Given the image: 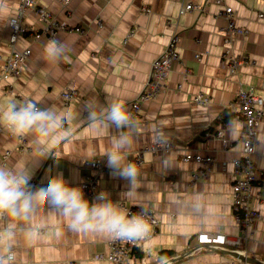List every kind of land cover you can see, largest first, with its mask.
<instances>
[{
	"label": "crops",
	"instance_id": "0c3cea01",
	"mask_svg": "<svg viewBox=\"0 0 264 264\" xmlns=\"http://www.w3.org/2000/svg\"><path fill=\"white\" fill-rule=\"evenodd\" d=\"M60 22L80 26L84 33L61 31L56 41L62 52L46 58L50 40L32 41L19 37L17 46H31L32 54L19 77L0 80V109L9 101L31 100L39 107L63 114L71 109V140L54 147L45 138L29 133L13 136L0 126V166L16 171H30L34 185L47 183L48 176L62 173L73 186H79L86 159L105 158L112 148L114 127L98 135L89 126L87 105L97 110L113 100H121L130 111L131 103L150 78L154 59L173 35L179 36L180 59L172 64L164 90L159 97L145 102L126 159L150 144L158 133L171 140L169 152L143 154L137 187L131 191L127 181L112 177L108 169L100 179V188L124 210L120 203L153 210L161 226L153 237L141 239L136 246V260L130 264H240V255L225 246L195 250L202 231L227 235L240 233L232 206L233 160L240 156L243 123L225 120V113L241 87L256 86L264 91V0H226L235 9L236 23L248 28L246 36H236L233 50L247 57L238 73L232 74L222 62L223 29L227 19L213 0H72L64 7L60 0H38ZM201 10L180 13L187 3ZM19 0H0V71L11 52L9 18ZM150 9L149 12L146 9ZM32 16L27 22H34ZM36 21H39L36 19ZM100 21V23H98ZM133 30L131 35L130 32ZM202 53L197 60L196 53ZM74 89L78 97L64 100L62 91ZM204 94L206 105L193 97ZM222 129L223 136L217 132ZM258 145L254 161L264 170V118L258 125ZM59 135V133L57 134ZM21 138L27 146L21 145ZM58 152L59 161L47 158ZM186 151L212 154L215 162L205 174L199 164L184 161ZM9 152L6 165L3 154ZM80 187V186H79ZM85 198L91 200V197ZM252 205L260 216L248 229L247 264H264V176L259 174L253 187ZM125 211V210H124ZM14 229L10 242L13 264H116L110 258L111 234L97 231L75 232L68 221L47 206L41 207L29 223L0 217V231ZM169 251V256H162ZM138 253V254H137ZM103 254V258H96Z\"/></svg>",
	"mask_w": 264,
	"mask_h": 264
},
{
	"label": "built area",
	"instance_id": "2783aa9c",
	"mask_svg": "<svg viewBox=\"0 0 264 264\" xmlns=\"http://www.w3.org/2000/svg\"><path fill=\"white\" fill-rule=\"evenodd\" d=\"M72 0H60L64 7H67ZM221 7L220 13L227 19V24L223 29V44L224 51L222 54V62L228 67V70L234 74L240 71L242 66L248 62L247 57L236 54L233 50V41L236 36H246L249 30L236 23L235 9L228 5L226 0H213ZM190 10H201V6L197 3L187 2L181 9L180 13H185ZM147 12L150 9H146ZM261 17L263 12H259ZM34 17V22H27L28 17ZM38 19L39 21H36ZM100 23V21H98ZM10 27L9 42L11 44V52L5 58L3 67L0 71V80L10 81L17 78L22 73L25 63L29 60L32 49L31 46L19 48L17 41L21 36H27L32 41L39 39L53 40L56 39L61 31H71L84 33L85 29L76 26L70 27L65 22H60L38 0H19L16 12L9 18ZM133 33V30L129 35ZM179 36L173 35L169 43L158 55L151 67L150 78L140 91L136 99L131 103L130 114L134 119L139 117L141 106L150 100L159 97V94L164 90L168 73L172 64L180 59L179 53ZM197 60H202L203 54L196 53ZM64 100H72L78 97V93L74 89H66L62 91ZM193 100L200 104H208L210 98L202 93L193 97ZM230 109L235 112L234 117L240 119L243 123L241 134V149L240 156L233 160V183H232V206L234 216L240 226V233L237 235H227L221 232L202 231L197 235V246L195 250L204 247L222 248L230 247L240 255L247 256V245L249 236L248 229L253 225L256 219L260 216L259 211L252 205L253 187L258 181V175L264 176V170L261 169L254 161V154L258 145V125L264 118V91H261L254 85L241 87L237 92L236 99L230 104ZM224 131L220 129L217 132L219 137L223 136ZM21 145L27 146L24 138H21ZM175 148L174 143L169 140L163 133H158L155 139L148 145L135 151L130 159L137 166L143 163V154L146 151L154 154L159 152H169ZM10 153L5 152L2 165H6ZM184 161H195L199 164V174L208 172L215 162V157L212 154H203L200 151H186L182 154ZM84 165L91 171H84L82 180L79 186L82 188L86 197H94L100 188L101 176L107 172L106 159L99 156H93L85 160ZM32 184H34L32 182ZM130 215L139 214L141 206H131L120 203ZM143 207V206H142ZM147 211L145 220L149 225V230L146 235L134 240H125L110 235L108 246L110 250V258L116 264H130L133 259L136 260L135 250L138 242L141 239H149L153 237L161 226V219L153 210L148 207H143ZM103 254H97L96 258H103ZM169 260L167 263H170ZM166 263V264H167ZM75 264V263H72ZM141 264H147L145 260ZM240 264H247L245 260H240Z\"/></svg>",
	"mask_w": 264,
	"mask_h": 264
},
{
	"label": "clouds",
	"instance_id": "9594fccd",
	"mask_svg": "<svg viewBox=\"0 0 264 264\" xmlns=\"http://www.w3.org/2000/svg\"><path fill=\"white\" fill-rule=\"evenodd\" d=\"M46 58H57L62 48L55 39L45 46ZM89 126L98 135L115 128L118 135L113 137L112 148L106 151V167L110 175L127 181L130 193L137 187L139 169L134 162L126 159L124 149L132 143V132L137 125L121 100H113L97 110L95 104L87 105ZM72 111L64 113L41 108L36 102L9 101L0 109V126L13 136L22 137L29 133L45 138L54 147L71 140L73 131L65 127L71 120ZM59 133V135H57ZM47 158L59 161L58 152L49 151ZM30 171H16L0 166V217L29 223L38 210L47 206L53 213L66 218L68 227L75 232L97 231L114 235L125 240H134L146 235L149 225L145 220L146 209L140 207L139 214L121 210L105 191L98 192L91 200L85 198L81 187L73 186L62 173L49 175L47 183L36 186L31 183ZM15 230L0 231V264H13L14 254L11 241Z\"/></svg>",
	"mask_w": 264,
	"mask_h": 264
},
{
	"label": "trees",
	"instance_id": "16d2710c",
	"mask_svg": "<svg viewBox=\"0 0 264 264\" xmlns=\"http://www.w3.org/2000/svg\"><path fill=\"white\" fill-rule=\"evenodd\" d=\"M226 111L227 112L225 113V117H224L225 120L230 119V118H234V115H235L234 111H232L231 109H227ZM135 253H136V250H135ZM169 254H170L169 251H162L161 252L162 256H169Z\"/></svg>",
	"mask_w": 264,
	"mask_h": 264
},
{
	"label": "water",
	"instance_id": "95a60500",
	"mask_svg": "<svg viewBox=\"0 0 264 264\" xmlns=\"http://www.w3.org/2000/svg\"><path fill=\"white\" fill-rule=\"evenodd\" d=\"M237 255H240V254L237 252ZM240 258H241L242 260H245V261L247 260V261H248V259H247L248 257H244V256L240 255Z\"/></svg>",
	"mask_w": 264,
	"mask_h": 264
},
{
	"label": "bare ground",
	"instance_id": "6f19581e",
	"mask_svg": "<svg viewBox=\"0 0 264 264\" xmlns=\"http://www.w3.org/2000/svg\"><path fill=\"white\" fill-rule=\"evenodd\" d=\"M247 29H248V28H247ZM200 53H201V52H200ZM237 73H238V72H237ZM262 90H263V89H262ZM262 90H261V91H262Z\"/></svg>",
	"mask_w": 264,
	"mask_h": 264
}]
</instances>
